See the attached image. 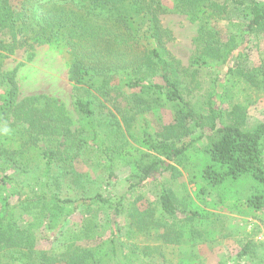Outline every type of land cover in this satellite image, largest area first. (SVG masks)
Listing matches in <instances>:
<instances>
[{
  "label": "trees",
  "instance_id": "16d2710c",
  "mask_svg": "<svg viewBox=\"0 0 264 264\" xmlns=\"http://www.w3.org/2000/svg\"><path fill=\"white\" fill-rule=\"evenodd\" d=\"M170 1L172 12L185 13L198 24L197 52L190 70L180 68L166 46L172 33L161 24L160 14L169 10L160 0H0V33L6 31L10 36L9 43H0V120L6 122L11 117L14 123L9 126L17 124L21 131L31 130L45 141L51 136L62 139V143L57 140V146H65L62 153L58 147L41 151L43 167L36 187L19 181L16 174L0 175L1 184H11L15 191L12 201L1 196L0 189V264H96L94 252L89 248L71 244L58 252L37 250L35 235V231L42 230V238L55 243L69 218L93 206L109 211V248L116 256L121 247L117 218L124 197L116 200L99 194L63 197L54 169L60 168L62 155L73 160L95 150L94 156L106 161L112 178L115 153L99 131L111 135L120 130L119 121L127 125L141 116L145 122L146 113L167 105L173 107L174 121L154 136L144 133L148 152L141 153L131 164L132 171L126 179L131 203L135 205L143 198L142 192L148 185H156L158 204L165 216L181 215L188 220L197 217L195 212L179 210L182 199L161 183L160 177L167 172L173 179L181 175L173 163L202 138L195 135L199 130L210 132V141L202 149L199 171L202 181L211 189L226 183H248L247 206L254 211L264 208V122L250 130L241 128L238 121H243L245 107L236 104L228 114L234 123L218 127L223 118L213 101L218 80L208 94L205 115L186 100L182 81L184 72L193 76L200 69L215 66L224 76L236 75L246 88L264 95V62L251 69L241 67L246 58L242 49L245 38L264 32V0H224L223 4L217 0ZM230 8L246 11L249 20L238 40L231 38L223 43L211 23L227 19ZM32 43L65 50L73 84L72 107L82 124L80 130L69 129V114L64 104L54 98L36 95L16 102L15 75L1 71L2 51L12 52ZM112 93L123 96L129 115L124 113L118 118L111 112L96 113L101 98L114 100ZM0 155L17 173L25 172L20 152L0 147ZM70 173L74 179H80ZM129 216L136 224L142 223L138 215ZM93 227V221L84 220L82 236L89 238ZM258 247L264 263L263 250ZM252 248L245 244L237 254L236 264L253 255Z\"/></svg>",
  "mask_w": 264,
  "mask_h": 264
},
{
  "label": "rangeland",
  "instance_id": "374dc122",
  "mask_svg": "<svg viewBox=\"0 0 264 264\" xmlns=\"http://www.w3.org/2000/svg\"><path fill=\"white\" fill-rule=\"evenodd\" d=\"M160 1L169 10L160 14L162 26L172 33V38L166 46L179 62L180 68L190 70V62L197 52L198 24L185 13L172 12L173 5L170 0ZM217 2L223 4L224 0ZM225 4L230 7L228 3ZM248 20L246 11L230 8L227 19L213 21L211 27L219 33L221 41L225 43L231 38L238 40V35L242 36L240 31ZM9 41V33L1 32L0 43L7 44ZM242 49L246 55L241 62L242 68L251 69L263 63L264 32L255 37H246ZM2 53L4 58L1 71L15 75L18 86L17 103L36 95L54 98L64 104L69 114V129L75 132L82 128L72 107L73 84L69 79L64 49L32 43L12 52L3 50ZM218 70V67L209 66L200 69L193 76L191 72H184L182 81L186 87V100L205 115L208 94L212 93L214 81L218 80L219 85L214 89L213 97L215 108L223 116L217 124L218 127L234 123V119L228 114L236 104L245 107L244 119L238 121L241 128L250 130L264 122V95L246 88L236 75L224 76ZM111 97L114 100L100 99L101 104L97 106L96 113L104 115L111 112L121 118L128 110L126 102L123 96L117 93H112ZM126 114L129 115L128 112ZM143 117L145 122L141 116L128 121L127 125L119 121L120 130L111 135H108V131H99L101 137L107 139L109 149L115 153L112 178L105 165L106 161L101 156H94L95 150H92V154L75 157L73 160L62 155L61 162H58L60 168L54 169V174L60 181L59 192L63 197L75 198L94 194L115 200L124 197L123 209L117 218L120 227V252L115 256L109 248V211L100 210L96 206L89 210L81 209L69 218L55 243L44 240L42 230L35 231L36 249L58 252L71 244L89 248L94 252L96 264H236L237 254L248 243L253 247L254 254L244 258L240 264H264L260 259L261 249L255 242L258 231L264 227V208L254 211L247 206L249 184L226 183L217 189H211L199 176L202 149L210 141L208 131H196L195 135H201L202 138L173 163L181 173L178 178L173 179L169 172L160 177V182L169 186L182 199L183 206H179V210L195 212V219H184L181 215L165 216L158 204L159 189L156 185H148L142 192L143 198L135 205L131 203L127 194L126 179L132 171V162L139 158L141 153L148 152L144 133L154 136L163 126L172 123L173 107L167 105L146 113ZM5 121L0 120V147L20 152L19 157L24 159L25 172L17 173V169L4 161L0 155V175L16 174L14 176L19 181L32 188L36 187L40 183L43 167L41 151L56 149L57 140L60 143L63 140L51 136V139L45 141L31 130L21 131L17 124L9 126L14 123L11 117ZM64 147H58L61 153ZM262 166L264 169V152ZM71 171L80 179L75 176L74 179L73 174H68ZM0 189L1 196L14 200L15 191L11 184L3 185L0 182ZM131 214L141 217L142 223L136 224L137 222L129 216ZM86 219L95 224L89 238L81 234Z\"/></svg>",
  "mask_w": 264,
  "mask_h": 264
},
{
  "label": "built area",
  "instance_id": "2783aa9c",
  "mask_svg": "<svg viewBox=\"0 0 264 264\" xmlns=\"http://www.w3.org/2000/svg\"><path fill=\"white\" fill-rule=\"evenodd\" d=\"M255 242L262 248L264 253V227L258 231L255 237Z\"/></svg>",
  "mask_w": 264,
  "mask_h": 264
}]
</instances>
